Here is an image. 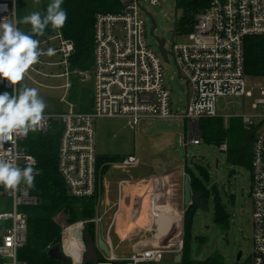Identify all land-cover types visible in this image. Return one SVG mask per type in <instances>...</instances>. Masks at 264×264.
I'll return each mask as SVG.
<instances>
[{
	"label": "built area",
	"instance_id": "built-area-1",
	"mask_svg": "<svg viewBox=\"0 0 264 264\" xmlns=\"http://www.w3.org/2000/svg\"><path fill=\"white\" fill-rule=\"evenodd\" d=\"M140 2L152 6L160 4V0H121L122 7L118 12L95 15L93 64L89 70L69 67L74 44L57 30L39 39L40 48L45 52L52 49L53 54L42 55L25 76L29 79L34 75L45 76L47 74L44 73V68L58 67L62 72L55 76L67 79L63 85L65 92L61 97L65 109L61 112H45L44 126L38 131H47L52 119L60 122L58 172L71 196L95 197L94 216L89 221L93 223L96 251L101 254V257L97 254L96 264L161 263L166 256L173 259L176 254H181L183 240L180 229L177 234L163 235L154 241L145 242L149 238L146 234L153 237L158 230L170 229L168 224L162 223L161 219L165 216L158 210V206L170 205L168 175L120 178L116 180V198L112 202L108 201L107 192L103 191L104 180L98 174L103 165L97 166L94 119L122 117L131 129H136L141 120H187L190 124L189 138L181 141V144L185 147L198 145L202 141L199 120L217 117V102L220 97H251V91L245 89L244 82V38L250 35L264 36V0H208L207 7L194 17L192 30L189 32L190 42L173 44L168 53L176 66V82L186 90L185 109L182 113L175 114L170 108V91L164 85L161 55L145 40L146 21L139 15ZM14 3L15 0H0V19L14 20ZM174 24L173 33L176 31V22ZM55 56L58 58L55 59ZM72 78H76L78 83L85 79L92 82L90 111H81L68 98ZM0 88L12 93L17 85L11 86L7 80H0ZM209 99L213 101L210 107L207 104ZM251 107L260 112L252 116L242 115L246 129H251L252 118H259V123L264 127V86L260 88L259 97ZM225 117L230 115L226 114ZM257 126L259 127L258 124ZM26 138L27 136L14 137L0 148L3 152L11 148L12 155L18 157L16 162L21 168L31 163L28 157L34 159L24 147ZM217 147L226 153L227 141L224 140ZM138 163L137 156L128 154L113 164L136 167ZM33 168L34 174L37 173L36 161ZM250 171L249 195L253 228L250 260L241 262L240 256L233 263L195 261L192 264H264V129L255 132ZM124 185L130 188H123ZM3 195L9 199L10 209L0 212V264H25L17 256L18 250L26 241L27 215L24 207L36 205L38 198L24 184L16 191L2 187L0 196ZM145 201L148 205H145ZM144 208L150 216H147L146 221L143 220ZM121 209L129 210L130 213V217H124L125 222L132 220L131 223H136L126 237L131 238L136 234L139 237L131 247V254L127 256L115 255V247L110 239ZM139 214H142L141 219L138 218ZM59 218L60 213L54 216V220ZM104 219L107 223H103ZM86 222L80 221L73 225L79 224L83 233ZM59 223L62 227V246L63 232L73 225ZM102 223L105 225L104 236L109 254L98 245L99 236L103 237ZM71 259L72 264H83L82 255L77 262L72 257Z\"/></svg>",
	"mask_w": 264,
	"mask_h": 264
},
{
	"label": "rangeland",
	"instance_id": "rangeland-1",
	"mask_svg": "<svg viewBox=\"0 0 264 264\" xmlns=\"http://www.w3.org/2000/svg\"><path fill=\"white\" fill-rule=\"evenodd\" d=\"M50 2L51 0H40L39 4H35L34 0H15L14 20H19L34 11H39L43 15ZM177 3L178 0H160L159 5L152 6L140 2L139 15L146 21L145 40L155 51H157L158 45L156 38L164 39V49L167 52H170L173 44L190 42L189 33L177 30L173 33L172 23L176 22L182 14ZM153 23L155 29L151 32ZM18 27L24 32L30 29V25L26 24H19ZM172 34L173 39L170 40ZM167 57V62L162 60L164 85L170 91L172 112L180 114L185 109L186 90L180 91L176 86V66L172 56L168 54ZM57 58L58 56H55V59ZM43 71L47 75H34L32 79L25 77L21 84L38 89L39 95L47 104L45 112H61L65 109L61 97L64 95L63 85L67 79L55 76L62 72L58 67H47ZM70 81L72 82V79ZM182 82L184 83V81ZM244 82L245 89L251 91V97H220L217 102V117L221 118L218 125L230 128V141L235 136L246 141L250 133L243 124L242 115L252 116L260 112L259 109H253L251 104L259 97L260 88L264 86V78L245 76ZM21 84H17V89ZM92 90V82L85 79L84 82L78 83L77 89L76 86H73L69 90L68 98L75 94V102L80 110L90 111L92 109ZM226 114L230 117L226 118ZM252 121L250 130L262 131L264 129L259 123V118H252ZM93 125L98 156L134 154L139 159V165L136 167L117 166L113 164L114 161H110L107 163L112 164L98 172L99 177L105 181V190L103 191L107 192L109 202L116 198V180L139 178L149 173L160 172L164 167L168 169L164 171L167 174L158 175H168V184L173 189L171 194L176 197L175 201L180 200L182 179L186 174L182 165L186 164L197 175L199 171L194 164L201 165L208 173L209 186L214 185L216 193L221 198L228 214V223L222 227L214 222L212 194L203 199L201 203L198 202L192 216L187 246L189 260L195 262L215 259L217 263H233L236 261L239 251L242 254L241 262L250 260L253 249L252 204L249 195L250 169L229 162L227 154L220 151L213 143L201 141L200 144L189 147L182 145L181 141L189 138L190 124L187 120L174 118L141 120L136 129H131L122 117L95 118ZM123 188L129 189L130 186L124 185ZM9 209V199L5 195L0 196V212ZM165 214L168 215L167 212ZM103 223V237L101 238L105 242V225ZM118 227L115 225L110 233L111 243L115 247L114 254L130 255L131 247L136 244L139 237L135 233L136 235L128 238L125 234H120L117 231ZM146 236L150 237V234H146ZM225 236L226 239H224ZM97 254L101 257L100 253ZM169 260H171L170 256H166L163 262L157 264H165Z\"/></svg>",
	"mask_w": 264,
	"mask_h": 264
},
{
	"label": "trees",
	"instance_id": "trees-1",
	"mask_svg": "<svg viewBox=\"0 0 264 264\" xmlns=\"http://www.w3.org/2000/svg\"><path fill=\"white\" fill-rule=\"evenodd\" d=\"M208 4V0H178L177 6L182 14L176 20V30L189 33L195 21V15L203 11ZM67 12V21L61 29H58L64 38L69 39L74 44V52L69 58L71 69L89 70L93 64V24L97 13H116L121 9V0H63L61 6ZM57 30L50 26L45 30L41 39L55 33ZM25 32H30L28 29ZM244 73L246 76L254 78H264V36L250 35L244 38ZM78 86L76 78H72V87ZM9 92L5 88H0V93ZM75 92V90H74ZM75 94L69 99L75 102ZM76 103V102H75ZM78 107V106H77ZM78 109H80L78 107ZM219 117L205 118L199 120V127L202 131V141L213 143L216 146L224 140L227 141V160L234 165H239L250 169L252 156V142L255 135L253 129L249 130L246 141H242L238 136L229 139L230 128L218 125ZM217 121V122H215ZM61 125L57 119H52L49 128L44 133L39 131L29 132L24 147L36 161L37 173L34 174V187L28 188L30 193L38 198V203L34 206L24 207L27 215L26 241L22 248L18 250V259L25 264H61L59 260L49 257L48 250L61 243L62 227L73 225L80 221H87L84 224V231L94 239L93 223L89 220L94 216L95 197H73L71 196L65 183L57 169V157ZM230 142H232L230 144ZM124 156L118 155H97V166L102 170L108 165L107 162L119 161ZM194 164V163H193ZM197 175L184 165V171L190 179V188L193 192L201 194L199 202L213 195L214 222L222 227L228 223V214L225 211L221 198L216 193L214 185L209 186V176L206 169L198 164ZM2 186H0V189ZM197 204L191 203L184 209L182 223L183 248L181 259L175 262L174 258L165 264H192L188 258V241L190 238V227L192 216ZM60 213L61 218L54 220V216ZM206 262H216L215 259ZM89 264V263H87Z\"/></svg>",
	"mask_w": 264,
	"mask_h": 264
},
{
	"label": "clouds",
	"instance_id": "clouds-1",
	"mask_svg": "<svg viewBox=\"0 0 264 264\" xmlns=\"http://www.w3.org/2000/svg\"><path fill=\"white\" fill-rule=\"evenodd\" d=\"M40 0H34L39 4ZM63 0H51L46 13L31 12L19 20L0 19V80H7L11 86L21 84L29 70L39 62L42 55H52L40 48V40L50 26L61 29L67 21V12L61 7ZM30 25V32H24L18 25ZM204 99V97H202ZM212 100L207 101L208 106ZM47 104L38 89L22 85L13 92L0 93V148L14 137L23 138L28 133L40 130L45 123ZM12 155V149L0 151V186L16 191L21 184L27 188L34 185V159L21 168Z\"/></svg>",
	"mask_w": 264,
	"mask_h": 264
},
{
	"label": "water",
	"instance_id": "water-1",
	"mask_svg": "<svg viewBox=\"0 0 264 264\" xmlns=\"http://www.w3.org/2000/svg\"><path fill=\"white\" fill-rule=\"evenodd\" d=\"M174 23H172V28L174 29ZM155 24L153 23L151 32L154 30ZM173 39V34L170 36V40ZM157 40V50L161 55V58L163 61H168V53L164 49V39H158ZM176 86L179 88L180 91H182L184 88L180 86L179 82H176ZM197 123V122H196ZM182 204L184 207H187L191 203L197 204L199 202L201 194L199 192H193L190 188V179L188 174H184L183 177V188H182ZM226 239V236L224 237ZM70 240L74 241L77 245V247L81 250L82 253V259L83 264L91 263L96 264L98 256L96 247L94 244L93 239L88 235L86 231L83 233L81 232L80 226H74L72 227V231L70 234ZM98 245L100 248L104 250L106 254H109V249L106 245V243L102 240L101 236L98 238ZM49 257L59 260L61 264H72V259L70 256H68L65 251L63 250L62 246L60 244H57L53 247H51L48 250ZM241 251H239L236 255V261L240 259ZM181 259V254H176L174 261L179 262Z\"/></svg>",
	"mask_w": 264,
	"mask_h": 264
},
{
	"label": "bare ground",
	"instance_id": "bare-ground-1",
	"mask_svg": "<svg viewBox=\"0 0 264 264\" xmlns=\"http://www.w3.org/2000/svg\"><path fill=\"white\" fill-rule=\"evenodd\" d=\"M147 203V201H146ZM144 204V203H143ZM148 204V203H147ZM146 205V204H145ZM164 207L161 208L160 210V207H159V211H161L160 213H162L163 216H165L164 218H162V223L164 224H167L170 220L173 222V225H170V223L168 224L170 226V229L168 231H165V230H158L156 234H154V239H157L159 238L160 236H163V235H169L171 236V234H177L178 231H179V227H180V222H181V216L179 213L175 212L173 209H171V207L168 205V204H165L163 205ZM153 212V210H152ZM168 213L165 214V213ZM128 216L130 217V213H129V210L127 211H124V209H121L118 214H117V221L121 219V217L123 218V224H124V234H126L127 232H129L131 230V228H133L136 223H131L132 220H128V222H125L124 220V216ZM140 216L138 217L139 219L142 218V214H139ZM147 211H145V213L143 212V220L146 221L147 220ZM136 218V215L134 216ZM133 217V218H134ZM150 218V216H148ZM167 223H166V222ZM74 226H79V224H76V225H73ZM71 231H72V227L70 228H67L64 232H63V235H62V246H63V250L65 251V253L68 255V256H71L74 261H79L80 260V257L82 255L81 253V250L82 249H79L76 245V243L74 241H71L70 240V234H71Z\"/></svg>",
	"mask_w": 264,
	"mask_h": 264
},
{
	"label": "crops",
	"instance_id": "crops-1",
	"mask_svg": "<svg viewBox=\"0 0 264 264\" xmlns=\"http://www.w3.org/2000/svg\"><path fill=\"white\" fill-rule=\"evenodd\" d=\"M176 168V167H175ZM182 168L184 169V165H182ZM170 169V168H169ZM172 169H174V168H172ZM168 169L166 168V167H164L163 168V170L162 171H160V172H157V173H149L148 175H151V174H156V175H158V174H167V173H164V171H167ZM181 175V174H180ZM147 176V175H146ZM183 177H184V175H183ZM103 179V178H102ZM104 180V179H103ZM104 183H105V181H104ZM171 187V185H169L168 186V193H169V196H168V203L170 204L169 206L171 207V209H173L175 212H177V213H179L180 214V216H181V222H180V227H179V230L180 229H182V223H183V214H184V209H185V207L183 206V204H182V195H183V192H182V188H183V179H182V184H181V196H180V200H177V201H175V199H176V197H173V195L171 194L172 193V188H170ZM115 190H116V188H115ZM165 193V192H164ZM172 197V198H171ZM145 204L146 205H148L147 203H146V201H145ZM160 207V206H159ZM159 207H158V209H159ZM161 208L162 207H160V210H161ZM124 211H127L126 209H124ZM145 211H147L145 208H144V210H143V212L145 213ZM162 214V213H161ZM125 217V216H124ZM106 221V220H105ZM123 218L121 217V219H120V221L118 220L117 222H116V225H117V227H118V229H117V231H119V233L120 234H124L125 232H124V230H125V228H124V224H123ZM166 222V221H165ZM105 223H107V221L105 222ZM167 223V222H166ZM170 223V225H173V222L170 220L167 224H169ZM130 232V231H129ZM129 232H127V233H129ZM179 232V231H178ZM126 233V234H127ZM125 234V235H126ZM154 241V240H156V239H154V236L153 237H149L145 242L147 243V242H150V241Z\"/></svg>",
	"mask_w": 264,
	"mask_h": 264
}]
</instances>
